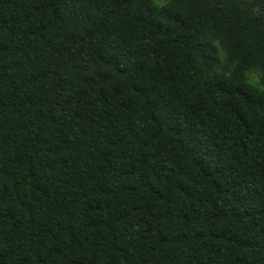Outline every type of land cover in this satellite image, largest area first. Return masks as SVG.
Listing matches in <instances>:
<instances>
[{
    "label": "trees",
    "instance_id": "trees-1",
    "mask_svg": "<svg viewBox=\"0 0 264 264\" xmlns=\"http://www.w3.org/2000/svg\"><path fill=\"white\" fill-rule=\"evenodd\" d=\"M0 264H264V0H0Z\"/></svg>",
    "mask_w": 264,
    "mask_h": 264
}]
</instances>
